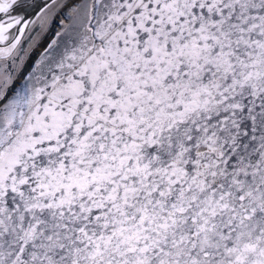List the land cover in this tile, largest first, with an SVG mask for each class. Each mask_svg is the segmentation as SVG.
Returning a JSON list of instances; mask_svg holds the SVG:
<instances>
[{"label": "snow or ice", "instance_id": "1", "mask_svg": "<svg viewBox=\"0 0 264 264\" xmlns=\"http://www.w3.org/2000/svg\"><path fill=\"white\" fill-rule=\"evenodd\" d=\"M0 264H264V0H0Z\"/></svg>", "mask_w": 264, "mask_h": 264}]
</instances>
